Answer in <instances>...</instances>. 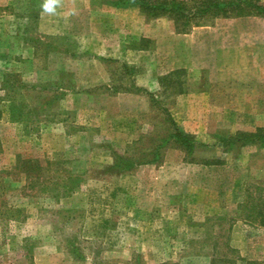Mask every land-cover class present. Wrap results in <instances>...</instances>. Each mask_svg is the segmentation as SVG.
Instances as JSON below:
<instances>
[{"label": "rangeland", "instance_id": "374dc122", "mask_svg": "<svg viewBox=\"0 0 264 264\" xmlns=\"http://www.w3.org/2000/svg\"><path fill=\"white\" fill-rule=\"evenodd\" d=\"M117 2L0 0V264H211L221 225L237 264H264L241 212L264 147L221 143L264 128V20L178 34Z\"/></svg>", "mask_w": 264, "mask_h": 264}, {"label": "trees", "instance_id": "16d2710c", "mask_svg": "<svg viewBox=\"0 0 264 264\" xmlns=\"http://www.w3.org/2000/svg\"><path fill=\"white\" fill-rule=\"evenodd\" d=\"M136 4L143 11L154 18L166 17L172 21L175 32L189 34L194 28L204 26L209 20L219 18H246L258 17L264 19V2L262 0H118L116 5ZM174 129L169 138L188 154L195 153L200 144L195 138L180 130L174 121H170ZM237 142L247 144H261L264 147V128H258L255 132H239L221 139L224 146L234 145ZM205 165H214V161H204ZM27 179H39L43 168L33 158L18 157L17 166ZM70 179L73 175H70ZM256 192L248 190L247 199L241 205V212L245 221L258 222L264 226V187H256ZM227 218L218 217L217 221ZM210 220V219H209ZM222 236L228 240L224 243V249L219 248L218 242L214 244V252L211 264H237L240 256L229 242V234L232 229L221 225ZM227 232V235L225 233ZM235 255L234 257L232 255Z\"/></svg>", "mask_w": 264, "mask_h": 264}, {"label": "clouds", "instance_id": "9594fccd", "mask_svg": "<svg viewBox=\"0 0 264 264\" xmlns=\"http://www.w3.org/2000/svg\"><path fill=\"white\" fill-rule=\"evenodd\" d=\"M55 3L56 0H44L42 4V9L45 13L54 14L55 13Z\"/></svg>", "mask_w": 264, "mask_h": 264}, {"label": "crops", "instance_id": "0c3cea01", "mask_svg": "<svg viewBox=\"0 0 264 264\" xmlns=\"http://www.w3.org/2000/svg\"><path fill=\"white\" fill-rule=\"evenodd\" d=\"M258 17H246V18H238V19H257ZM258 19H262V18H258ZM264 20V19H262ZM227 42V41H226ZM198 43V42H197ZM264 44V43H263Z\"/></svg>", "mask_w": 264, "mask_h": 264}]
</instances>
